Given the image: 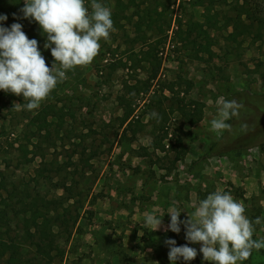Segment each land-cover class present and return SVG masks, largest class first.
<instances>
[{
    "label": "rangeland",
    "instance_id": "1",
    "mask_svg": "<svg viewBox=\"0 0 264 264\" xmlns=\"http://www.w3.org/2000/svg\"><path fill=\"white\" fill-rule=\"evenodd\" d=\"M90 2L86 0L89 6ZM101 2L111 8L115 30L107 41H100L91 64L69 70L68 79L33 111L17 110L15 103L27 101L0 91V200L14 208L9 237L23 244L21 264H46L38 260L36 247H24V218L30 215L18 212L22 201L36 200L41 219L60 217L55 233L63 257L50 264H170L164 241L175 237L177 246L188 242L183 225L178 234L165 231L170 221L167 210L178 207L179 219L184 220L194 211V201L216 190L242 201L251 220L259 217L253 239L264 238V28L258 31L254 24L249 35L238 36L235 42L229 39L238 14L264 18V0H215L209 13L207 4L195 7L194 0ZM147 9L160 12V20L150 28L135 27L136 11ZM7 17L0 25L21 23L27 36L39 37V49L51 67L53 57L44 48L46 37L38 24ZM176 17L202 24L208 41L197 38L194 44L176 47L171 22ZM245 17L243 23L249 25ZM144 43L153 45L145 62L143 55L138 56L147 50ZM158 64L157 80L145 95L142 88ZM125 84L140 90L131 93L129 103L146 124L132 142L121 127L123 111L117 101L127 93ZM169 85L180 97L205 107L202 122L194 127L177 115L168 117L163 152L154 145L164 133L154 132L146 117L159 113L150 96L170 113L172 96L161 92ZM221 97L243 105L239 117L227 121L231 130L222 133L210 127ZM47 105L58 115L49 116L47 131L39 133L30 118ZM148 212L165 213L160 230L145 227ZM189 246L197 249L196 258L176 264H209L202 259L199 244ZM9 255L5 252L0 264H6ZM242 264H264V249L253 250Z\"/></svg>",
    "mask_w": 264,
    "mask_h": 264
},
{
    "label": "clouds",
    "instance_id": "2",
    "mask_svg": "<svg viewBox=\"0 0 264 264\" xmlns=\"http://www.w3.org/2000/svg\"><path fill=\"white\" fill-rule=\"evenodd\" d=\"M23 19L35 21L46 37L44 48L50 49L53 57L51 67L46 64L36 39H30L22 30L21 23L9 27L0 25V91L22 96L24 104L15 103L17 110L33 111L40 107L58 83L68 79L66 73L77 66H87L99 54L100 41H107L113 32L112 10L101 2L91 0H24L19 10ZM14 18H17L13 14ZM7 15L0 14V21ZM243 107L235 99L218 101L217 116L211 119L214 132L230 131L227 121L238 118ZM146 119H160L157 112L149 113ZM247 129V125H241ZM194 211L180 220L182 211L172 206L167 210L170 221L165 231L180 233L188 242L177 246L174 239H166L168 260L192 261L198 252L189 244H199L202 259L209 264H242L253 250L264 249V238L253 239L259 217L251 220L245 215V205L230 193L216 190L206 198L194 201ZM165 214V213H164ZM154 212L144 214V225L151 231L160 230L162 217Z\"/></svg>",
    "mask_w": 264,
    "mask_h": 264
},
{
    "label": "trees",
    "instance_id": "3",
    "mask_svg": "<svg viewBox=\"0 0 264 264\" xmlns=\"http://www.w3.org/2000/svg\"><path fill=\"white\" fill-rule=\"evenodd\" d=\"M223 3H226L227 0H220ZM245 2L246 0H233V2ZM215 0H194L193 6L195 7H204L207 4L208 13L211 11ZM221 2H217V4H221ZM11 4L13 7L8 6ZM23 7V4L18 2L17 4L12 0H0V13L10 16L11 19L14 18L13 14L20 19L22 17V13L19 11ZM18 13L16 14V12ZM244 15L247 20H250L251 23L249 25H245L243 23ZM135 16L137 17V22L135 27L141 28L146 26L148 28L152 27V25L157 24V22L161 18L160 12H152V10H145L140 12V10L136 11ZM125 17V16H124ZM23 19V18H21ZM126 19V18H124ZM174 24L175 30L174 32V43L176 47L181 45L186 47L188 44H194L197 42V38L204 39L208 41L209 33L204 29V26L198 22L185 21L181 19V17H176L175 20L171 21ZM254 24L258 27V31L264 28V18L259 15L251 16L250 14H238L237 17L233 20V29L234 32L229 35V39L233 42L236 41L238 36H246L249 35L252 31V27ZM195 35L193 38L192 36ZM30 39H36L39 41V37L29 35ZM145 44V43H144ZM147 50H141L138 56L143 55L142 61H147V57L151 55L153 50L152 44H145ZM160 64H158L149 79L145 82V88L143 89V94H148L150 88H152V82L157 80V75L159 72ZM125 89L127 93L118 97L117 101L119 106L123 111L122 118L120 120L121 127L125 126V132H129L131 137L129 141H135L140 132H142L145 128L144 122L141 120V116L135 115L133 109H131V103H129V98L132 92H140L137 90L135 85L125 84ZM167 90L171 94L172 105L170 106V113L167 114L163 109L162 102L158 100L155 96H150V103L154 102L156 105V109L158 110V114L160 119H149L150 125H152L153 131H160L164 133L163 138L156 145H154V149L161 151H165V146L162 144L163 140L168 136V132L165 130V125L167 124L168 117L170 115H177L179 120H181L185 125L189 127H194L202 122L204 117V104L200 101L196 100H187L184 97H180V94L174 91V87L172 85L164 86L161 92ZM163 97V96H162ZM166 99V98H163ZM168 100V99H166ZM58 113L54 107L47 105L42 107V109L37 112L32 118H30V125L35 127L36 130L41 133L42 131H47L48 123L47 118L49 116L56 117ZM60 118V117H59ZM182 135H188L182 131L181 128L178 129ZM125 136V135H124ZM178 145L182 147V140L178 138ZM172 147V146H170ZM141 157H144L143 155ZM179 161V157L175 159V162ZM1 187V185H0ZM22 208L18 211L21 214L26 216L30 215L29 218H24V247L28 244L33 247H36V254L39 261H42L46 264L52 263L55 259H61L63 257V251L59 248L56 243V233L55 228L59 227L60 217L58 216H46L41 219L39 216L40 208L39 203L36 200H32L30 202L22 201ZM14 212V208L5 200H0V260H2L5 252L9 253V258L6 261V264H21L22 257L20 253V249L23 248V244L16 243V240H13L9 237L10 232V218L9 214ZM17 214V213H16ZM5 238L8 239V243L5 242ZM175 240V237H172ZM176 241V240H175ZM27 245V246H28ZM30 247V246H28ZM30 263V262H29ZM24 264H27L25 261Z\"/></svg>",
    "mask_w": 264,
    "mask_h": 264
}]
</instances>
